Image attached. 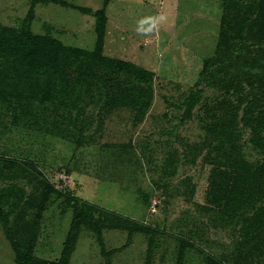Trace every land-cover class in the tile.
Wrapping results in <instances>:
<instances>
[{
    "label": "rangeland",
    "instance_id": "rangeland-1",
    "mask_svg": "<svg viewBox=\"0 0 264 264\" xmlns=\"http://www.w3.org/2000/svg\"><path fill=\"white\" fill-rule=\"evenodd\" d=\"M33 1L0 0V24L57 39L67 52L59 76L42 82L33 67L0 64V196L9 213L0 264H19L31 247L35 258L60 262L83 206L90 227L69 264H264V218L226 206L214 172L227 171L230 186L253 177L264 206V153L246 126L264 107L262 70L244 65L257 53L264 64V33L249 21L256 0ZM80 9H106L105 54L153 72L152 88L100 70L107 88L86 78L71 50L94 48L96 19ZM227 25L249 45H235ZM191 91L199 104L183 120Z\"/></svg>",
    "mask_w": 264,
    "mask_h": 264
},
{
    "label": "trees",
    "instance_id": "trees-1",
    "mask_svg": "<svg viewBox=\"0 0 264 264\" xmlns=\"http://www.w3.org/2000/svg\"><path fill=\"white\" fill-rule=\"evenodd\" d=\"M228 1V0H223ZM42 0H34L33 4L42 3ZM64 6H68L67 3H62ZM33 5V6H34ZM82 9H80L81 11ZM86 13L90 12L85 9L82 10ZM94 15L95 21V33H96V42L92 50H83V49H70L76 53L80 59L82 65L87 67L90 72L86 78L92 82L97 83V85L103 84L107 88V83L105 78L101 77L97 70L102 72H108L110 74L115 73L117 77H128L132 81L139 83L144 86L152 88L154 81V73L144 69L141 66H138L132 62H126L115 57H109L104 52L105 39H106V29L108 25L106 9H102L96 12H90ZM249 21L253 22L255 30H258L264 33V0H256L251 2ZM34 19V10L31 9L27 20L31 22ZM232 30L233 34L229 37L231 41L235 42V45L246 47L249 45L248 38L241 37L235 33L234 27L232 25L225 26V30ZM224 30V31H225ZM226 39V35H222ZM238 48L237 50H239ZM241 50V49H240ZM239 50V51H240ZM67 52V49L62 45L57 39L36 35L29 28L22 27L21 29L3 27L0 24V64H10L18 67H33V75L37 78L38 82L42 80H52L59 76L60 65L63 59L64 54ZM262 55L257 53L254 55L250 61H246L244 65L248 66L249 69L261 68V73L257 76L264 79V64H262ZM250 74V73H248ZM252 80L249 81V85L252 90L256 89V81L253 79V76L250 77ZM85 81H80V84H83ZM261 82V81H260ZM259 83V82H258ZM260 84V83H259ZM260 85L264 86V82H261ZM200 91H191L190 95L186 99V103L189 106V109L184 114L183 120H190L193 108L199 104ZM253 99L251 104L254 103ZM147 107H142V111H146ZM140 119V117H139ZM246 126L249 127L251 131L250 142L255 150L258 152L264 153V107H254L253 114L248 121ZM247 130V129H245ZM6 166L14 168L15 164L12 161H6ZM220 176V183L222 190L221 198L225 201L226 206L235 207V210L238 211L243 209L245 206H250L257 213L254 215L255 218H264V206L258 205L260 197L259 191L254 181V178L238 177V180L232 185H229V182L226 184L224 175L227 174V171L216 170ZM240 178V179H239ZM213 188L215 184L213 183ZM230 188V190L228 189ZM262 188V187H261ZM46 201V197L44 199ZM263 202V201H262ZM3 198L0 196V222H3L6 227H8L9 222V213L5 212L2 208ZM237 207V208H236ZM41 210H45L44 206L41 207ZM88 208L82 207L77 208V211L74 215L72 222L70 236L68 241L65 244L64 253L62 260L60 262H48L41 259H37L32 255V247L28 251L27 255L19 257V264H69L68 260L71 254L74 252L75 244L78 240V236L83 225L90 227L88 221ZM41 214V213H40ZM40 216V215H39ZM259 220V219H258ZM35 237L40 228L39 220L36 219L35 223ZM142 231L149 232L145 229ZM152 232V231H151ZM154 235V232H152ZM17 247V246H16ZM18 248V247H17ZM18 251L19 250L18 248ZM22 254V252H20ZM215 259L212 257L208 259L207 264H216Z\"/></svg>",
    "mask_w": 264,
    "mask_h": 264
},
{
    "label": "crops",
    "instance_id": "crops-1",
    "mask_svg": "<svg viewBox=\"0 0 264 264\" xmlns=\"http://www.w3.org/2000/svg\"><path fill=\"white\" fill-rule=\"evenodd\" d=\"M108 37H109V39H111V37H110V31L107 33V36H106L107 42L109 43L110 41H109ZM108 43H107V44H108ZM116 43H118V42H116ZM123 44H124V43H123Z\"/></svg>",
    "mask_w": 264,
    "mask_h": 264
}]
</instances>
